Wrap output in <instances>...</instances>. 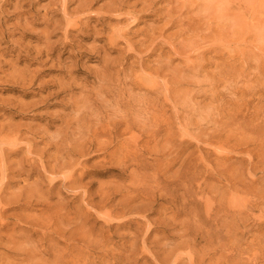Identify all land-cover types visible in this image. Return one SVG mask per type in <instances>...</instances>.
I'll use <instances>...</instances> for the list:
<instances>
[{"label": "rangeland", "instance_id": "obj_1", "mask_svg": "<svg viewBox=\"0 0 264 264\" xmlns=\"http://www.w3.org/2000/svg\"><path fill=\"white\" fill-rule=\"evenodd\" d=\"M0 264H264V0H0Z\"/></svg>", "mask_w": 264, "mask_h": 264}]
</instances>
